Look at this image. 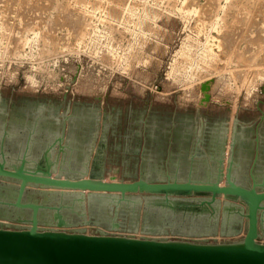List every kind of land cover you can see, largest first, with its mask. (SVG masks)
Segmentation results:
<instances>
[{
  "label": "rangeland",
  "instance_id": "rangeland-1",
  "mask_svg": "<svg viewBox=\"0 0 264 264\" xmlns=\"http://www.w3.org/2000/svg\"><path fill=\"white\" fill-rule=\"evenodd\" d=\"M0 109L4 135L62 136L70 121V135L88 138L74 145L80 166L93 154L91 136L111 138L98 144L97 164H135L145 137L153 168L142 175L184 177L192 167L195 179H209L212 128L225 127L224 172L240 126L259 125L264 136V0H0ZM186 126L193 138L179 141ZM140 175L129 167L104 178ZM137 213L134 226L118 220L145 229L144 208ZM246 221H232L243 229L237 238Z\"/></svg>",
  "mask_w": 264,
  "mask_h": 264
},
{
  "label": "water",
  "instance_id": "water-1",
  "mask_svg": "<svg viewBox=\"0 0 264 264\" xmlns=\"http://www.w3.org/2000/svg\"><path fill=\"white\" fill-rule=\"evenodd\" d=\"M61 140V135H54L39 159H27L26 154L0 156V218L25 224L0 227V264H264V242L258 241L264 234V182L258 183L253 175L251 184L236 180L234 136L225 172L220 158L211 179H195L188 172L184 177L167 173L156 179L141 174L131 180H105L100 169H88L87 161L78 169L65 168L60 156L66 146ZM94 205L111 209L112 219L95 217ZM123 206L133 213L141 206L144 215L151 209L165 210L173 217L180 214L183 220L206 224L201 229L206 232L214 229L222 206V220L227 218L230 224L245 217L246 230L240 239L206 242L65 229L93 223L117 230L122 225L118 209ZM145 230L163 233L166 228ZM169 230L203 236L196 235L201 230Z\"/></svg>",
  "mask_w": 264,
  "mask_h": 264
},
{
  "label": "flooded vegetation",
  "instance_id": "flooded-vegetation-1",
  "mask_svg": "<svg viewBox=\"0 0 264 264\" xmlns=\"http://www.w3.org/2000/svg\"><path fill=\"white\" fill-rule=\"evenodd\" d=\"M5 115V112L0 109V123H1V117ZM184 132L182 133V129L180 128V132L178 135L176 134V137L179 141H187L188 139H192L193 134L191 133V127L188 128L183 127ZM240 132L235 135V147L233 148V158L237 159L239 161V175L238 178L236 176V180H239L240 182H243L245 184H251L252 183V175L254 176L255 180L258 183L264 182V136L260 135V128L259 125L256 127L254 132H250L251 129L250 125H245V127H239ZM242 129V130H241ZM21 131V130H20ZM17 134H10V135H4V131H0V146L1 143L5 141V139H9L10 145L13 148H17L20 146V139L25 138L28 136V131L25 133L24 131H21ZM22 134V136H21ZM30 134V132H29ZM225 127L224 126H218L216 129L212 128L211 131L208 133V139L211 143L212 147V161L213 166L211 167V178H214V174H216L218 170V165L220 162V158H223V152L225 147ZM38 136V135H36ZM39 137H42V135H39ZM7 139V140H8ZM38 140V139H37ZM39 142H35L34 147L37 148ZM254 143L253 150H250V145ZM253 153V155H252ZM255 155V160L251 162L250 166H247L246 162L248 161V158L250 156ZM223 167V166H222ZM187 175V174H186ZM193 176V171L191 173ZM240 176V177H239ZM194 178V177H193ZM210 178V179H211ZM246 181V182H245ZM93 215L95 217H100L105 220H111L113 217V211L109 209L108 207H101L98 208L96 205L92 207ZM0 212H2V208H0ZM127 216L131 224L133 225L138 218V213L135 211L132 212L131 207L123 206L118 209V217L120 216ZM147 215V216H146ZM146 219L148 223L147 228L154 227L156 228H166V229H176V230H183V231H196L201 230L205 226H203L199 221H193L191 222L190 219H187V217L183 220L182 216L180 214L176 215V217H173L170 212H166L165 210L157 211L155 209H151L146 213ZM234 221H238V219H235ZM183 222V224H182Z\"/></svg>",
  "mask_w": 264,
  "mask_h": 264
},
{
  "label": "crops",
  "instance_id": "crops-1",
  "mask_svg": "<svg viewBox=\"0 0 264 264\" xmlns=\"http://www.w3.org/2000/svg\"><path fill=\"white\" fill-rule=\"evenodd\" d=\"M69 123H70V121H67V123H65L64 127H63L64 131L62 130L64 132V134H62V140L60 141V143L64 146H66L65 147L66 152H65L63 157H62V153H61L60 161L65 160V163H64L65 168L68 167V168L73 169L74 167H80V159H82V158H77L78 162L77 163L74 162L75 161L74 152L76 150L74 145L75 144H81L85 141V139H88V138H86V136L83 134L70 135L71 125ZM91 137L93 138L92 140L94 142V147L92 150L93 154H94L95 150L98 148V144L100 142L104 141L107 144L111 140L110 135L102 136V135L98 134L96 136H91ZM53 138H54L53 133L44 135V136L39 137V138L35 134H29L25 138L20 139V145L21 146H18V149L11 147L9 139L7 138L8 140L5 139L3 146H0V156H3L2 155V153H3L4 155H6L5 157L7 159H9L12 156H14L13 158H21L23 156V154H26L27 159H29V158H31V159H37L38 158L39 159V158L43 157L42 155H43V151H44L46 144L48 142H51L53 140ZM144 140L145 141H143V143L145 145V144H147V142H146L147 140L145 137H144ZM35 142H39L40 144H42L40 146V148L34 147ZM27 144H28V146H27ZM170 144H171V141H170ZM144 145L141 147L142 153L139 154V157H137L135 164H134V162L133 163L127 162L128 161L127 159H126V161L124 160L125 162H123V163H120L119 161H116V160L114 161V159H112V160L107 159V160H103L102 163L97 164L96 162H94L95 158L92 154L91 158H88L87 167L89 170H91L92 167H96V168L100 169L103 172V174H105V175L106 174H117L119 172V168L123 174L125 172V170L129 167H134L135 171L140 173V174H148L149 173L148 169L152 170V168H153V167H151V163H152L153 158H151V156L149 155L150 148L148 149ZM25 146H27V147H25ZM58 146H59L58 143H56V145H55L56 149H55L54 153H56ZM169 158H171V157H169ZM175 158H177V153H175V157L173 156V159H175ZM190 164H192V162H190ZM123 169H125V170H123ZM192 171L193 170L191 167V168H189V170L187 169L186 174H188V172L192 173ZM153 174L154 173H152V175ZM88 217H89V215H88ZM232 223L228 224L227 220L224 221L221 219V222L219 223V225L217 226L216 229L214 228L210 232H206V231L201 230L196 235H198V234H201V235L205 234L206 235L209 233V234H213V235L223 236L225 239L224 241H232V240H226V238L227 239L232 238L233 240L240 239L237 237H239L238 235L241 232H243L242 231L243 229H238L236 227L234 228L232 226ZM78 226H81V225H70V226H66L65 229L69 230V231H71V230L74 231V230H76V228ZM88 226H89V228H91V227L93 228V227H97L99 225L92 223V224H89ZM134 229H136V231H140L143 233H155V232H152V230H145L144 228L140 229V227L126 228V227H123L122 225L117 230L122 231V232H128V231H133ZM240 230H241V232H240ZM163 233H167V234L168 233H176L177 234L178 232H173L169 229H166L165 231H163ZM180 234L185 235L186 233L185 234L180 233ZM193 236H195V235H193Z\"/></svg>",
  "mask_w": 264,
  "mask_h": 264
},
{
  "label": "built area",
  "instance_id": "built-area-1",
  "mask_svg": "<svg viewBox=\"0 0 264 264\" xmlns=\"http://www.w3.org/2000/svg\"><path fill=\"white\" fill-rule=\"evenodd\" d=\"M25 226L24 223L11 221L7 219L0 218V227L5 228H23ZM76 230H81L87 233H107V234H126L132 235L136 237H155L161 239H189V240H196V241H206V242H220L223 236L218 235H203V236H186L182 234H175V233H159V234H148L142 233L138 231H128L122 232L119 230H112L108 228H104L102 226L91 227L89 228L88 225H81L76 228Z\"/></svg>",
  "mask_w": 264,
  "mask_h": 264
},
{
  "label": "bare ground",
  "instance_id": "bare-ground-1",
  "mask_svg": "<svg viewBox=\"0 0 264 264\" xmlns=\"http://www.w3.org/2000/svg\"><path fill=\"white\" fill-rule=\"evenodd\" d=\"M182 46H183V44H182ZM188 48V47H187ZM186 49V48H185ZM184 48H182L181 49V54H185V53H187V56L189 55V52L188 51H186ZM179 54H180V52H179ZM206 58V57H205ZM204 60H206V59H204ZM228 125V124H227ZM229 127V126H228ZM229 131V130H228ZM230 134V133H229ZM229 134H227L228 136H229ZM229 141V140H228ZM227 145H228V143H227Z\"/></svg>",
  "mask_w": 264,
  "mask_h": 264
}]
</instances>
